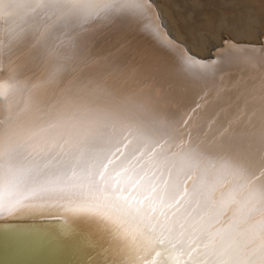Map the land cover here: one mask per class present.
<instances>
[{"label":"snow or ice","instance_id":"snow-or-ice-1","mask_svg":"<svg viewBox=\"0 0 264 264\" xmlns=\"http://www.w3.org/2000/svg\"><path fill=\"white\" fill-rule=\"evenodd\" d=\"M158 20L154 0H0V232L18 248L264 264V42L221 33L198 57ZM224 65L245 73L235 95L206 87Z\"/></svg>","mask_w":264,"mask_h":264},{"label":"bare ground","instance_id":"bare-ground-1","mask_svg":"<svg viewBox=\"0 0 264 264\" xmlns=\"http://www.w3.org/2000/svg\"><path fill=\"white\" fill-rule=\"evenodd\" d=\"M154 2L159 13V20L157 22L163 23L164 28L167 30L168 34L172 37L173 40H175L179 44L187 46L189 50L198 57L208 58L212 56L213 45L220 43L221 33L219 35H212L210 38L205 39L203 43L200 44V46H198L192 36H186L183 31V25L177 18L179 13L181 12V7L184 6L182 5V0H154ZM253 25L254 26L252 27L251 24L248 34L241 33L237 35L227 33L225 34L223 32V35L228 36L231 41L259 45L264 42V27L257 23H253ZM121 38L125 39L131 45V47L136 50L150 52L154 48L153 42L143 34L142 29H126L122 33ZM114 43L115 40L109 38L101 42V47L110 48ZM244 76L245 73L241 68L234 65H224L221 67L216 81L214 83H209L206 87L207 89L222 88L224 90H227L229 94L235 95L234 84L236 81L243 79ZM202 88H205V85L201 84L199 86L190 87L184 94V103L191 106H195L196 103H201L202 101L200 97L201 95H203V92L201 91ZM19 219L28 218L25 217ZM26 224L34 225V222ZM51 252L58 255V257L62 258V260H66L68 256V254H66L63 250H54ZM69 256L72 255L69 254Z\"/></svg>","mask_w":264,"mask_h":264},{"label":"rangeland","instance_id":"rangeland-1","mask_svg":"<svg viewBox=\"0 0 264 264\" xmlns=\"http://www.w3.org/2000/svg\"><path fill=\"white\" fill-rule=\"evenodd\" d=\"M182 5L177 18L198 46L223 32L248 34L253 23L264 27V0H182Z\"/></svg>","mask_w":264,"mask_h":264},{"label":"water","instance_id":"water-1","mask_svg":"<svg viewBox=\"0 0 264 264\" xmlns=\"http://www.w3.org/2000/svg\"><path fill=\"white\" fill-rule=\"evenodd\" d=\"M3 223V222H0ZM12 223L22 226H33L26 223H33L28 219H17ZM74 256H67L66 260H62L53 252H47L46 254H40L38 251H25L22 248H18L10 240H8L2 232H0V264H50V262H57V264H75Z\"/></svg>","mask_w":264,"mask_h":264}]
</instances>
